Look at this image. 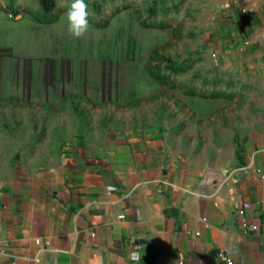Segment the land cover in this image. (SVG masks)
I'll use <instances>...</instances> for the list:
<instances>
[{"label": "rangeland", "instance_id": "374dc122", "mask_svg": "<svg viewBox=\"0 0 264 264\" xmlns=\"http://www.w3.org/2000/svg\"><path fill=\"white\" fill-rule=\"evenodd\" d=\"M56 1L0 0V13L47 23L68 11ZM86 2L88 30L55 40L51 100L0 93V180L63 163L131 165L153 147L201 170L233 162L264 124V86L213 49L215 0ZM8 55L0 32V85L18 67Z\"/></svg>", "mask_w": 264, "mask_h": 264}, {"label": "crops", "instance_id": "0c3cea01", "mask_svg": "<svg viewBox=\"0 0 264 264\" xmlns=\"http://www.w3.org/2000/svg\"><path fill=\"white\" fill-rule=\"evenodd\" d=\"M215 5L213 49L264 86V0ZM0 32L18 63L1 96L49 102L67 11L47 23L2 12ZM153 149L131 165L63 163L0 180V264H221L220 250L232 264H264V124L233 162L205 170Z\"/></svg>", "mask_w": 264, "mask_h": 264}, {"label": "clouds", "instance_id": "9594fccd", "mask_svg": "<svg viewBox=\"0 0 264 264\" xmlns=\"http://www.w3.org/2000/svg\"><path fill=\"white\" fill-rule=\"evenodd\" d=\"M89 12L86 0H71L67 11V24L69 31L74 36H82L89 28ZM130 259L133 262L142 260L137 251L131 253Z\"/></svg>", "mask_w": 264, "mask_h": 264}, {"label": "built area", "instance_id": "2783aa9c", "mask_svg": "<svg viewBox=\"0 0 264 264\" xmlns=\"http://www.w3.org/2000/svg\"><path fill=\"white\" fill-rule=\"evenodd\" d=\"M248 208V204L247 203H242L239 207H238V214L241 218V222L244 226V228L246 229L249 225L246 221V209ZM252 229H256L257 226L256 225H252L251 226ZM218 258L221 261V264H232V260L230 259V257L222 250H220L217 254Z\"/></svg>", "mask_w": 264, "mask_h": 264}]
</instances>
